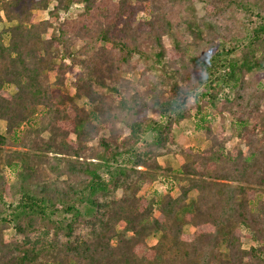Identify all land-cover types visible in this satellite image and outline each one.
<instances>
[{
  "label": "trees",
  "instance_id": "16d2710c",
  "mask_svg": "<svg viewBox=\"0 0 264 264\" xmlns=\"http://www.w3.org/2000/svg\"><path fill=\"white\" fill-rule=\"evenodd\" d=\"M0 23V264H264V0H0ZM134 57L141 85L119 75ZM195 116L202 150L174 137ZM161 172L178 194L139 195Z\"/></svg>",
  "mask_w": 264,
  "mask_h": 264
},
{
  "label": "rangeland",
  "instance_id": "374dc122",
  "mask_svg": "<svg viewBox=\"0 0 264 264\" xmlns=\"http://www.w3.org/2000/svg\"><path fill=\"white\" fill-rule=\"evenodd\" d=\"M114 1V0H113ZM82 4H76V3H71L69 4V9L67 12L59 11L54 15L53 18V27L50 28L46 35L45 38H48L52 34L56 33V28L59 24H63L67 27L74 26L77 24V14L81 11L82 9ZM52 8V5L49 6V9ZM35 14L37 15V19H45L48 17L47 12H39V11H34ZM170 15L172 16V22L174 24H178L180 17L183 16H188L191 17L193 14H197L198 16H201L203 14L202 11V6L199 3H195L194 6H186V5H178V6H173L170 8ZM141 13H138L136 16V21L142 17ZM85 17V16H84ZM83 17V18H84ZM82 18H79L78 20H81ZM86 21H90L89 23L92 22L91 17H85ZM9 24L5 23H0V31L2 28L8 26ZM11 25V24H10ZM184 30L181 29L180 31L177 32L178 37L183 35ZM244 34V32H241ZM6 40V37H5ZM164 42L166 45L170 44V40L167 38H164ZM67 64H69L68 61H65ZM148 65V62H144L142 59L134 57L130 61L129 65H124L120 69L119 75L132 80L135 84L140 83L144 84L148 79H149V74H144L142 75V70L144 67ZM79 71V69H74L73 71H68L66 74L65 78V85H66V90L70 95L74 97V102L75 104L80 107L84 108L85 110H89V105L87 101L83 97H76L75 96V89H74V73ZM53 79V78H51ZM10 93L14 92V88L10 87L8 89ZM189 106L192 108L193 107V99H189ZM193 115L195 114L194 108H192ZM206 114V120L208 122H211L213 126L218 124L221 120V117L216 115L214 110H212L209 105L205 106L204 110L199 113V117H201L202 114ZM199 117L195 116V118H191L188 120H184L180 122L179 124L174 126V137L177 140V142L185 147H191L194 150H202L203 148L206 147V141L204 139V130L203 127H200V119ZM228 120L229 117L225 115L224 117V122H225V130L227 133H229V126H228ZM120 132V138L123 136H126L128 134V131L120 124L118 123L116 125ZM4 131V124L2 121H0V133H3ZM108 134V129H103L99 132V136H107ZM237 139L234 138L231 140L226 145L227 149H232L234 146H236ZM183 161V158L179 155H169L165 158L160 159V163L163 167H169L172 170H177L180 163ZM140 169V167H139ZM9 175V174H8ZM8 178H11L8 176ZM179 184V183H178ZM171 188V189H169ZM164 192V191H169V193L172 196H176L178 194V189L176 187V183L172 181L171 177L167 174V172H161V175L159 176L158 180L154 182L152 185H143L141 186V189L139 191V195L146 197L149 199L151 196H153V192L156 193ZM196 195L195 191H192L189 193V198H193ZM184 232L187 234H191L193 232V228L189 225H185L183 228ZM244 233V232H243ZM155 238H152L150 242H154ZM246 246L250 244L249 239H244Z\"/></svg>",
  "mask_w": 264,
  "mask_h": 264
}]
</instances>
